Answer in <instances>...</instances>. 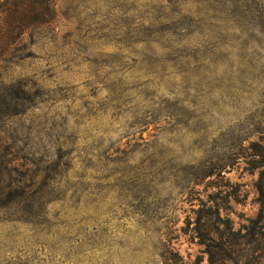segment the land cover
<instances>
[{
  "label": "rangeland",
  "instance_id": "rangeland-1",
  "mask_svg": "<svg viewBox=\"0 0 264 264\" xmlns=\"http://www.w3.org/2000/svg\"><path fill=\"white\" fill-rule=\"evenodd\" d=\"M27 1L0 0L26 26L0 50V264H264V0Z\"/></svg>",
  "mask_w": 264,
  "mask_h": 264
},
{
  "label": "trees",
  "instance_id": "trees-1",
  "mask_svg": "<svg viewBox=\"0 0 264 264\" xmlns=\"http://www.w3.org/2000/svg\"><path fill=\"white\" fill-rule=\"evenodd\" d=\"M24 11L26 13L34 12L36 18L42 19L47 13V11L55 12V6L54 3L50 2V0H28L24 7ZM25 27L26 26L21 23H13L9 27H5L4 29L3 27H1L0 50H4L5 52L10 50L13 41H15V39L13 38H15V36L18 33L23 32ZM257 188L260 193L261 205L256 218H254L253 220L260 225L261 234L264 235V176L263 174L259 177L257 181ZM263 235H262V239L264 240Z\"/></svg>",
  "mask_w": 264,
  "mask_h": 264
}]
</instances>
